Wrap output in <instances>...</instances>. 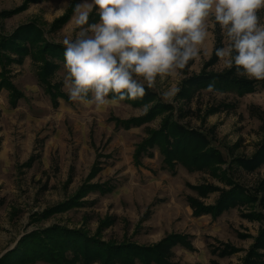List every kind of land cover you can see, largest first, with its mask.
Returning a JSON list of instances; mask_svg holds the SVG:
<instances>
[{
  "label": "rangeland",
  "instance_id": "rangeland-1",
  "mask_svg": "<svg viewBox=\"0 0 264 264\" xmlns=\"http://www.w3.org/2000/svg\"><path fill=\"white\" fill-rule=\"evenodd\" d=\"M25 1L0 0V14L22 6ZM71 1L41 0L12 18L0 16V33L9 36L20 26L35 21L48 41L63 45L65 38L74 39L79 31L74 15L61 30L51 31L50 26L66 12ZM79 5H88L81 10L89 16L95 8L91 0H79ZM93 13L97 16L98 10ZM257 15L260 23H264V9ZM207 24L209 35L203 50L190 66L186 65L187 72L185 67L163 82L158 78L156 88L149 90L160 102L173 106L172 114L180 124L210 134L212 146L221 149L226 160L218 166L216 175L213 170L189 171L181 165L173 175L162 169L158 150H153L152 159L144 158L141 166H135L137 147L148 137V131L161 127L169 113L131 130L117 129L115 120L140 118L153 104H148L145 110V106L134 107L124 101L113 103L107 98L108 103L96 106L73 102L61 90L68 99H60L59 106L54 108L38 82L30 57L22 65L9 67L8 77L24 98L12 107L9 92L0 90V259L33 231L58 225L94 236L100 222L110 218L114 225L102 233L103 241L150 246L169 235H187L191 236L195 251L174 247L172 263L241 264L264 227V220L249 221L244 215L254 211L264 215V208L258 203L240 205L217 219L211 215L197 218L188 199L215 205L221 191L231 188L224 175L263 196L264 164L251 171L231 159L251 160L264 140V89L241 98L233 93L203 90L193 94L190 101L180 99L178 93L185 78L204 71L220 74L229 70L219 59L206 65L213 58L218 28L211 16ZM222 39L224 46L223 36ZM61 67L53 84L61 85L62 89L65 69L64 65ZM169 89L177 91L171 102H165L161 94ZM87 186L100 189L88 191L81 199L84 205L46 219L42 217L45 211L72 200ZM102 186L116 189L101 194ZM206 186L215 191L201 197L195 188ZM219 243L237 246L241 251L218 258L212 254V248L220 247Z\"/></svg>",
  "mask_w": 264,
  "mask_h": 264
},
{
  "label": "trees",
  "instance_id": "trees-1",
  "mask_svg": "<svg viewBox=\"0 0 264 264\" xmlns=\"http://www.w3.org/2000/svg\"><path fill=\"white\" fill-rule=\"evenodd\" d=\"M40 1L26 0L22 6L12 11H4L0 16L12 18L27 11L31 3ZM77 5H79V0H72L66 12L51 24V31L64 28L72 19ZM96 9L95 6L94 11ZM93 12L89 16V24L100 21L99 15L95 16ZM222 41L221 30L218 25L213 58L206 64L207 66L219 59L215 55V50L223 47ZM64 52V45L48 41L45 37V31L35 21L20 26L9 36L0 33V90L5 89L9 92V101L12 107H16L24 95L8 77L11 73L9 67L22 65L28 57L31 58L32 65L36 69L40 86L51 98L52 106L57 108L60 99H68L67 95L61 91V85L53 84L58 70L64 65ZM193 61L194 59L190 60L188 66ZM188 66L184 72H187ZM209 83L215 85L213 92L233 93L240 98L257 93L259 89H264V81L239 77L233 67L231 70L220 74L204 71L200 75L185 78L178 95H180L181 100L190 101L193 94L207 90ZM108 99L112 100V94H109ZM124 102L134 107L148 104H153V106L140 118L115 120L117 129L139 128L161 114L169 113L162 121L161 127L155 131H148V137L137 147L134 155L135 166H141L144 158L152 159L154 157L153 150H158L162 156V169L170 171L173 175L176 173L175 168L178 165L189 171L213 170L214 175H216L218 166L226 163L222 150L212 146L214 140L209 133L180 124L179 120L175 119L172 114L173 106L160 102L149 89L146 88L144 97L135 100L125 99ZM231 161L235 164H242L251 171L260 167L264 164V140L251 160L233 158ZM223 177L231 188L221 191L215 205L206 206L194 198L188 199L195 217L211 215L213 219H217L231 208L255 203L264 208V194L260 196L258 190L251 192L228 180L226 175ZM262 187L259 190H262ZM91 189H100V187L87 186L83 188L72 200L45 211L42 217L46 219L55 214L69 211L73 207L84 205L81 199ZM115 189L116 186L110 188L102 186L100 193H112ZM195 189L201 197L215 191L214 188L208 186ZM244 218L249 221L260 222L264 220V215L254 211L244 215ZM112 225L114 222L110 218L101 221L94 236H89L84 230H72L58 225L33 231L23 237L14 250L4 255L0 259V264H35L38 262L44 264H174L171 262L174 247L181 246L190 252L195 251L191 243L192 238L187 235H169L159 243L150 246L129 242L119 244L114 241H103L102 233ZM247 237L249 236H241L244 239ZM219 244L220 247L212 248V254L218 258L231 257L241 251L229 244ZM211 264L218 263L212 261ZM241 264H264V227L254 238V243L246 252Z\"/></svg>",
  "mask_w": 264,
  "mask_h": 264
},
{
  "label": "clouds",
  "instance_id": "clouds-1",
  "mask_svg": "<svg viewBox=\"0 0 264 264\" xmlns=\"http://www.w3.org/2000/svg\"><path fill=\"white\" fill-rule=\"evenodd\" d=\"M100 21L77 5L74 39L65 38L62 91L73 102L95 104L142 98L157 79L174 77L199 57L209 35L207 21L220 26L224 46L215 55L249 80L264 81V0H91ZM205 55L207 53L205 52ZM209 83L207 91L214 90ZM177 89L162 92L171 102ZM147 110V105L145 106Z\"/></svg>",
  "mask_w": 264,
  "mask_h": 264
},
{
  "label": "crops",
  "instance_id": "crops-1",
  "mask_svg": "<svg viewBox=\"0 0 264 264\" xmlns=\"http://www.w3.org/2000/svg\"><path fill=\"white\" fill-rule=\"evenodd\" d=\"M235 247H237V246H235ZM237 248H239V247H237Z\"/></svg>",
  "mask_w": 264,
  "mask_h": 264
}]
</instances>
